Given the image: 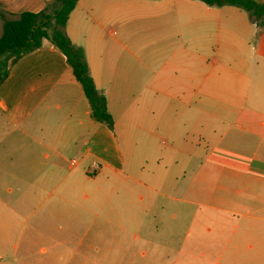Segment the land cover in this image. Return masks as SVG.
Returning a JSON list of instances; mask_svg holds the SVG:
<instances>
[{
	"label": "crops",
	"instance_id": "0c3cea01",
	"mask_svg": "<svg viewBox=\"0 0 264 264\" xmlns=\"http://www.w3.org/2000/svg\"><path fill=\"white\" fill-rule=\"evenodd\" d=\"M53 1L0 0V15L40 13ZM179 5L185 13L175 10ZM195 9L202 11L198 17ZM247 22L255 28L254 39ZM66 33L85 50L115 130L92 118L66 56L51 42L10 67L0 85V264L99 260L65 249L83 244V213L98 205L99 196L112 204L119 182L131 200L124 228L136 231L126 254L134 253L137 239L152 247L140 249L142 258L184 254L176 213L165 233L160 220L141 219L133 211L147 212V202L156 208L166 185H173L170 169L151 174L150 163L177 164L172 151L179 143L190 147L196 136L234 154L210 158L219 172V206L209 205L214 213L204 216L211 239L201 241V264H264V29L241 8L197 0H79ZM151 33L157 47H146ZM143 134L146 150L137 157ZM160 142L171 148L167 155H157ZM244 143L253 154L231 150ZM186 154L187 169L201 160ZM211 168L202 165L198 180H210ZM179 188L177 180L169 190L177 194ZM189 192L194 190L188 186L184 193ZM179 202L194 204L189 198ZM190 218L198 220L195 213ZM188 242L185 237L182 243Z\"/></svg>",
	"mask_w": 264,
	"mask_h": 264
},
{
	"label": "rangeland",
	"instance_id": "374dc122",
	"mask_svg": "<svg viewBox=\"0 0 264 264\" xmlns=\"http://www.w3.org/2000/svg\"><path fill=\"white\" fill-rule=\"evenodd\" d=\"M193 1V0H192ZM195 1V0H194ZM199 2V0H197ZM179 10L175 8L176 11L180 13H185L186 8L179 5ZM195 11V16L198 17L199 13L202 11ZM247 21V20H246ZM250 26L251 36L250 39H254L252 32L254 31V27L251 26L249 22H247ZM258 37V36H256ZM146 47H157L158 44L156 42L155 34L151 33L146 35L145 37ZM254 45V43H253ZM138 146L135 148V154L137 157L144 154L146 150V142L147 136L145 134L142 135L141 138L138 136ZM120 146L122 149L125 147V141L123 140L122 134L119 136ZM195 141L189 145L190 147H184L181 143L177 145V152L172 151L173 155L176 157L178 161L177 164H173V162L165 163L164 165L157 166V163H150L148 166L149 173H157L159 174L161 171H165V168L170 169L172 172L171 175V184H175L177 180L179 181V191L177 194H174L172 190H169L173 185H166L164 188V197H160L159 201L156 205V208L151 209L149 203L147 202V212H138L133 211L134 214L139 215L141 219H148V221L157 222L161 221L163 224V230L167 233L165 228L166 223L170 222L172 219L171 216L173 213H176V231L178 234L179 246H183L184 254L178 255V251L169 253L167 259L164 260H154L149 258H142L139 256L140 249L145 248L147 251L151 248L146 247L145 244L140 240H135L130 251H134L136 254L130 256V254H126V248L128 245L132 243L133 234L136 232L134 228H128L127 231L123 225V218H126V215H131V211H127L128 205L131 200L130 197L128 200L126 194H124V189L126 185L122 182H119V185H115L117 191L119 193L114 194L112 197L113 203L110 204L106 202V197L99 196L98 197V205L89 207V212L83 213V221L81 225V232L84 233L88 231V236L84 238L83 244L78 246L79 244H72L69 249H65L67 251H72L73 249H79L81 252H87V254L91 253L93 256L99 258V260H88V264H201L200 254L204 251V246L206 244H202L201 241H208L211 239L205 231V228L208 226L210 221L205 219V215H211L214 213L211 211L208 206H219V196L217 189V177H218V169H213V162H210V158H218L223 157L224 155H234L232 153H224L221 152L220 149H214L213 147H209L208 142H205L199 139L197 136L194 138ZM157 155L160 156L167 155L169 151H171L170 147H166L162 142L157 143L156 147ZM236 151L237 153L243 152L247 155L253 154L254 149L249 148L246 144H243L242 148L231 149ZM190 153L196 155L199 160L198 162H194L187 169V154ZM232 152V151H231ZM203 160V161H202ZM209 162H206V161ZM204 166V169L208 167H212L210 169L211 179L202 183L201 180H198L197 174L202 172H198L200 168ZM159 172V173H158ZM101 185L100 187H102ZM190 187L194 190V193L186 196L184 193V189L186 187ZM137 189V190H136ZM140 187H133V191H138ZM171 197L175 198V200L171 199ZM189 198L194 202L193 206L188 204H184L179 202L180 199ZM126 205V206H125ZM160 207H164V210H161ZM150 208V211L148 209ZM135 209V208H132ZM192 213L197 215V219L195 223H191ZM145 216L143 218V216ZM126 221V219L124 220ZM125 223V222H124ZM190 230L192 233L189 235L187 231ZM138 235V234H137ZM84 236V235H83ZM185 237L188 238V245L183 244ZM198 241V244L192 243V241ZM78 241V240H76ZM126 257V258H123ZM123 259V260H122Z\"/></svg>",
	"mask_w": 264,
	"mask_h": 264
},
{
	"label": "trees",
	"instance_id": "16d2710c",
	"mask_svg": "<svg viewBox=\"0 0 264 264\" xmlns=\"http://www.w3.org/2000/svg\"><path fill=\"white\" fill-rule=\"evenodd\" d=\"M79 0H54L40 13L25 12L17 19L2 17L0 37V85L7 79L10 67L23 56L42 47L44 41L66 56L77 82L82 86L90 104L92 118L110 131L115 122L108 111L105 95L99 91L90 74L85 50L72 43L66 33L71 13ZM209 7L233 6L247 11L251 20L264 29V3L256 0H199Z\"/></svg>",
	"mask_w": 264,
	"mask_h": 264
},
{
	"label": "built area",
	"instance_id": "2783aa9c",
	"mask_svg": "<svg viewBox=\"0 0 264 264\" xmlns=\"http://www.w3.org/2000/svg\"><path fill=\"white\" fill-rule=\"evenodd\" d=\"M96 167H98L97 165H95Z\"/></svg>",
	"mask_w": 264,
	"mask_h": 264
}]
</instances>
